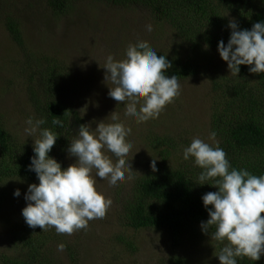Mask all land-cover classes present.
<instances>
[{
    "label": "rangeland",
    "instance_id": "1",
    "mask_svg": "<svg viewBox=\"0 0 264 264\" xmlns=\"http://www.w3.org/2000/svg\"><path fill=\"white\" fill-rule=\"evenodd\" d=\"M9 15H15L22 24L26 49L31 58L26 60L28 65H36V58L32 57L34 54H44L49 60H54L44 63L38 70L43 73L48 68L57 76V92L64 95L71 113H77L78 122L70 116L71 126H75L71 141L81 125H90L95 131L100 122H122L131 132L127 143L132 145V149L127 160L132 170L126 171L125 181L111 187L107 179L97 177L93 171L96 190L110 199L112 205L103 219L90 221L86 229L66 238L71 241L81 236L80 246L85 255L84 260L77 264H174L179 259L185 264H220L217 256L223 245H217L210 235L196 243L187 237L180 246H176L165 229L154 227L135 231L125 226L121 219L125 209L122 204L131 201L135 185L152 171L150 164L157 156L156 150L146 145L144 136L164 133L176 139L181 148L172 153L171 160L174 166L185 172H191L196 167L191 158L188 161L183 159L184 148L190 146L194 138L213 146L218 144L216 135L214 139L210 138L214 132V109L218 94H221L214 91L213 83L218 82L228 90L229 85L234 87L240 83L242 79L239 75H230L227 63L205 39H194L190 50L179 49V37L165 22L156 21L149 7H120L110 0H75L72 8L60 15L50 9L46 0H0V117L7 133L17 143L18 150L25 147L34 149L39 134L29 137L25 132L29 127L26 121L30 117L41 118L31 104L28 93L30 78L25 80L16 66L17 62L24 61L25 54L6 30L5 19ZM226 18L229 21L233 19L231 12ZM148 25L151 26V33L146 31ZM141 41L147 42L152 49L168 51L173 55V50H176L183 56H192L207 70H201L199 75L184 82L178 80L180 95L166 105L159 118L137 123L126 118V103L116 104L109 97L112 85L106 82L103 67L109 55L117 61L123 60L129 45ZM56 60L63 62L65 67L60 69L59 63L57 67ZM246 82L257 85L255 80ZM37 83L40 84L39 80ZM224 88L222 93L226 91ZM40 97H43L42 92ZM113 116L118 120L114 121ZM105 154L116 162L110 152ZM64 159L66 168L76 162V158L69 154L64 155ZM261 161L262 158H259ZM5 168L7 165L0 162V189L6 187L0 198V258L4 254H15L12 243L18 225L26 223L22 209L27 206L24 196L29 186L21 176L16 175L14 168L1 172ZM16 189H20V197L13 195ZM60 258L64 264H70L65 250ZM0 264H5L3 259Z\"/></svg>",
    "mask_w": 264,
    "mask_h": 264
},
{
    "label": "trees",
    "instance_id": "2",
    "mask_svg": "<svg viewBox=\"0 0 264 264\" xmlns=\"http://www.w3.org/2000/svg\"><path fill=\"white\" fill-rule=\"evenodd\" d=\"M120 7L142 6L149 7L156 21L164 22L178 36L179 49H191L194 39H205V42L218 49L220 41L227 44L231 29L228 27L229 13L238 23L239 29L250 30L257 22H264V0H110ZM50 9L57 14H66L72 8L75 0H46ZM3 9V8H2ZM219 9V10H218ZM5 27L15 45L24 52V61L17 62L16 66L23 78L28 81V93L31 96V104L40 118H46L47 123L42 128H49L59 137L49 155L66 168L64 155L68 154L72 130L70 116L77 118V113H71L72 109L66 106L63 94L58 93L59 79L46 68L43 73L38 69L44 63H52L44 54L32 57L36 58V65L29 64L31 59L27 49L25 34L22 24L15 15H9L5 19ZM215 29V32H213ZM188 41L190 43L188 44ZM180 42V43H179ZM157 51V55L166 56L172 67L166 71V75L177 76L179 81L192 79L199 75L202 68L194 57L181 55L173 50ZM178 50V49H177ZM218 51V50H217ZM63 69V62L56 60V65ZM250 66L241 65L239 77L242 79L237 86L228 90L218 82L213 83L215 92H219L214 113L216 114L213 127L219 140L218 145L227 154V159L232 167L237 170L246 169L256 176L264 175V74H253L248 71ZM256 81L252 86L246 81ZM40 84L38 85L37 81ZM222 87L226 90L225 93ZM40 92L43 97H40ZM61 120L63 127L54 126L53 120ZM76 125V124H75ZM143 137L146 145L156 150L158 171H150L135 185L134 196L131 201L123 203L124 214L121 219L127 227L165 229L172 243L176 246L191 238L196 241L203 240L208 235L202 232V221L209 219L202 196L208 192L218 191V188L210 185H198V176L202 171L193 167L191 172L182 171L174 166L171 160L172 153L181 148L177 140L166 134H148ZM215 146V145H214ZM34 151L31 148L18 150L17 143L11 139L0 117V162L7 168H14L16 175L21 176L26 184H38L39 181L34 172L29 171ZM259 158L262 161L259 162ZM177 161H175L176 163ZM5 168L1 172L8 169ZM14 175V173H12ZM10 176V175H9ZM13 177V176H12ZM6 187L0 189V198ZM211 207V206H209ZM264 216V213L261 214ZM20 223V222H19ZM15 241L12 243L15 254H4L0 258L5 264H64L60 258L63 252L57 250L59 243L63 242L68 253L69 263L77 264L84 260V251L80 246L81 236L73 240H67L70 235H58L56 230L49 228L42 231L39 227L33 229L26 223L19 224L16 228ZM211 232L215 228H211ZM197 237V239L195 238ZM211 239V238H210ZM209 239V240H210ZM217 245L219 243L215 241ZM174 264H185L179 259ZM238 264H264V256L259 261L248 258L238 259Z\"/></svg>",
    "mask_w": 264,
    "mask_h": 264
},
{
    "label": "clouds",
    "instance_id": "3",
    "mask_svg": "<svg viewBox=\"0 0 264 264\" xmlns=\"http://www.w3.org/2000/svg\"><path fill=\"white\" fill-rule=\"evenodd\" d=\"M228 27L230 38L226 45L220 41L217 50L227 63L230 75L238 77L241 65L250 66V73L264 74V22L255 23L250 30H240L232 19ZM146 31L151 33L150 25L146 26ZM171 67L166 56H158L147 42L129 45L125 59L117 61L111 55L106 59L105 80L112 85L108 95L116 104L126 103V118L137 123L158 119L166 105L180 95L177 76L166 75ZM113 120L117 121L118 117L113 116ZM46 123V118L30 117L26 121L29 126L26 134L29 137L39 134L28 167L39 183L28 186L24 196L27 206L22 209V216L30 228L47 231L54 227L58 235H72L86 229L90 221L103 219L110 209L112 201L96 190L93 171L97 177L107 179L111 187L125 181L126 171L132 170L127 160L132 149L127 143L131 132L122 122H100L95 131L90 125H81L67 149L76 162L62 168L61 163L49 155L59 135L41 127ZM52 124L63 127L59 119ZM215 135L212 132L210 138L214 139ZM106 151L116 158L115 163ZM190 158L194 166L202 170L198 185L218 188L202 196L209 219L202 221L200 227L211 240L223 245L217 256L220 264H238V259L242 258L259 261L264 256V216L261 215L264 213V175L237 170L218 144L213 146L199 138H194L183 150V159ZM156 162L157 159H153L150 164L153 172L158 171ZM13 195L20 197V189ZM213 227L215 231L210 233ZM65 247L61 243L57 250L63 252Z\"/></svg>",
    "mask_w": 264,
    "mask_h": 264
}]
</instances>
